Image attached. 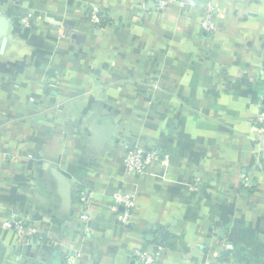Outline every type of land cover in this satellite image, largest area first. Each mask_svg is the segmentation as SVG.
Wrapping results in <instances>:
<instances>
[{
	"label": "crops",
	"instance_id": "crops-1",
	"mask_svg": "<svg viewBox=\"0 0 264 264\" xmlns=\"http://www.w3.org/2000/svg\"><path fill=\"white\" fill-rule=\"evenodd\" d=\"M212 2L210 37L203 0L166 12L155 0H0V264H133L134 250L158 246L160 264H264V135L252 123L264 106V0ZM94 120L112 128L102 155ZM131 144L169 165L129 174ZM53 170L74 182L68 207ZM114 192L138 196L127 226L110 211ZM12 218L47 236L20 244Z\"/></svg>",
	"mask_w": 264,
	"mask_h": 264
},
{
	"label": "built area",
	"instance_id": "built-area-1",
	"mask_svg": "<svg viewBox=\"0 0 264 264\" xmlns=\"http://www.w3.org/2000/svg\"><path fill=\"white\" fill-rule=\"evenodd\" d=\"M201 0H155V8L159 12H166L173 4L181 7L187 5L198 4ZM203 20L202 31L210 36H215L217 32L216 16L218 10L214 6L212 0H203ZM88 20L92 27L97 30H102L108 23V19L98 10L93 8L87 14ZM33 18L31 13L21 18V24L24 27H29L30 21ZM252 123L258 131V136L264 135V106L260 104L259 111L252 118ZM264 157V150L262 151ZM170 163L168 155L157 147H146L140 145H127L126 155L124 158V167L129 174L146 175L154 173L157 164L168 166ZM191 192L198 191L194 187L190 189ZM81 199L85 204L92 202V197L84 191L80 193ZM110 211L114 214L117 220L122 225H129L134 220L137 212L138 196L136 194L126 192H114L111 196ZM83 219L89 220L88 215H84ZM5 228L13 229L16 238L20 244H31L37 239L43 240L47 236L48 229L46 226L41 227L36 222L25 218H12L5 223ZM91 233L90 229L86 230V234ZM199 249H205L204 244L198 245ZM232 246H228L231 249ZM167 248L158 246L155 251H150L146 248H138L133 252V264H160L162 257ZM80 254H68L71 263L74 262L75 257ZM201 264H222L217 259H210Z\"/></svg>",
	"mask_w": 264,
	"mask_h": 264
},
{
	"label": "water",
	"instance_id": "water-1",
	"mask_svg": "<svg viewBox=\"0 0 264 264\" xmlns=\"http://www.w3.org/2000/svg\"><path fill=\"white\" fill-rule=\"evenodd\" d=\"M2 39H3L2 51H4L8 43V37L4 36L2 37ZM90 130L92 134L91 135V149L93 151H97L100 155H102V153L100 152L104 149V146L106 145V143L111 140L112 128L107 127V126H101L97 123L96 120H94L90 124ZM52 174L60 188V193L63 199V205L65 207H68L69 202H70L71 184H73L74 182L72 180H68L58 170H53Z\"/></svg>",
	"mask_w": 264,
	"mask_h": 264
}]
</instances>
